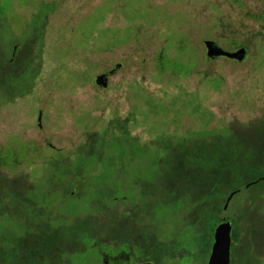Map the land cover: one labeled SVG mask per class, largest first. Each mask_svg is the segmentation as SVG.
<instances>
[{
  "label": "rangeland",
  "instance_id": "1",
  "mask_svg": "<svg viewBox=\"0 0 264 264\" xmlns=\"http://www.w3.org/2000/svg\"><path fill=\"white\" fill-rule=\"evenodd\" d=\"M223 222L264 264V0H0V264H208Z\"/></svg>",
  "mask_w": 264,
  "mask_h": 264
},
{
  "label": "water",
  "instance_id": "2",
  "mask_svg": "<svg viewBox=\"0 0 264 264\" xmlns=\"http://www.w3.org/2000/svg\"><path fill=\"white\" fill-rule=\"evenodd\" d=\"M206 47L208 49V56H226L238 60L244 59L246 56L245 50H239L234 53H230L222 49L218 44L213 41H207ZM112 73V72H110ZM108 75H102L97 79L99 85H107ZM232 194L230 200L234 197ZM227 203V206L230 202ZM226 206V208H227ZM232 232L233 226L228 222L221 223L215 231V239L212 248V253L208 264H231V249H232Z\"/></svg>",
  "mask_w": 264,
  "mask_h": 264
},
{
  "label": "flooded vegetation",
  "instance_id": "3",
  "mask_svg": "<svg viewBox=\"0 0 264 264\" xmlns=\"http://www.w3.org/2000/svg\"><path fill=\"white\" fill-rule=\"evenodd\" d=\"M235 196V195H234ZM95 244H98L97 242ZM104 248H99V256L102 255V264H152L145 262L144 259L150 255L142 252L141 255L138 250L132 255L130 253L129 245H117L119 248L111 247L110 245L103 244Z\"/></svg>",
  "mask_w": 264,
  "mask_h": 264
},
{
  "label": "trees",
  "instance_id": "4",
  "mask_svg": "<svg viewBox=\"0 0 264 264\" xmlns=\"http://www.w3.org/2000/svg\"><path fill=\"white\" fill-rule=\"evenodd\" d=\"M260 180H262V178L261 179H258L257 182L260 181ZM252 184H256V182L255 183H252ZM237 236H238L237 232L236 231H233L232 239H233L234 242H237L238 241ZM233 241H232V244L234 243Z\"/></svg>",
  "mask_w": 264,
  "mask_h": 264
}]
</instances>
